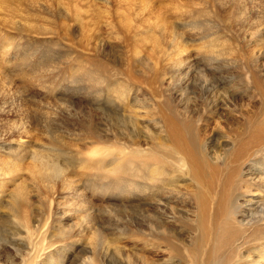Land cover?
Returning a JSON list of instances; mask_svg holds the SVG:
<instances>
[{
    "label": "rangeland",
    "instance_id": "1",
    "mask_svg": "<svg viewBox=\"0 0 264 264\" xmlns=\"http://www.w3.org/2000/svg\"><path fill=\"white\" fill-rule=\"evenodd\" d=\"M218 1L0 0V249L10 264L36 238L63 247L36 264H229L246 234L248 262L257 259L264 221L244 231L233 214L264 177V19L245 28ZM214 156L216 168L195 176L193 163ZM258 205L250 212L264 215Z\"/></svg>",
    "mask_w": 264,
    "mask_h": 264
},
{
    "label": "bare ground",
    "instance_id": "2",
    "mask_svg": "<svg viewBox=\"0 0 264 264\" xmlns=\"http://www.w3.org/2000/svg\"><path fill=\"white\" fill-rule=\"evenodd\" d=\"M218 1V0H217ZM218 7H219V9H226V8H229V14H230V11L232 12L231 13V15L232 14H234L235 15V17H236V19H237V21L239 20V22H240V24H242L243 25V27H245V28H247V26H248V28H250V29H253V28H251V26H249V25H247V26H244L245 24H250V22L253 20L254 22H256V20H258V18L259 19H264V0H237V1H235V3L233 2V0H226V2L224 1L223 3L221 2V4H220V1H218V5H217ZM232 6V7H231ZM233 15V16H234ZM252 18V19H251ZM261 23L260 21H257V23ZM264 22V21H263ZM252 23V22H251ZM239 24V23H238ZM263 24V23H262ZM261 24V25H262ZM260 25V24H259ZM261 25H260V27H261ZM263 27H261V29H262ZM254 30H255V28H254ZM257 30H259V29H256V31ZM261 55V54H260ZM259 83V86H260V83H262V82H258ZM263 85V84H262ZM261 85V86H262ZM187 120V119H186ZM185 120V121H186ZM189 121V120H188ZM188 123V122H187ZM187 123H185V124H187ZM184 124V123H183ZM184 124V125H185ZM189 124V123H188ZM190 125V124H189ZM178 126V125H177ZM176 126V127H177ZM186 126V125H185ZM173 127V128H172ZM171 128V132H173V134H172V138H173V140L175 141V143H177V144H179V148H180V151H182L181 153H183V156H184V158L185 157H187V162H189L190 160H192V158H193V154H192V152L191 151H189L188 149H187V147H184L182 144L184 143L183 141H182V139H184L185 138V134H184V136H183V132L181 133V131H179L178 129H175L174 128V126H172ZM170 129V128H169ZM179 129H183V128H181V126H179ZM185 133V132H184ZM194 141V140H193ZM4 144V143H3ZM1 145L0 146V149L2 150L5 146V144L4 145ZM181 145V146H180ZM184 145H185V143H184ZM5 149V148H4ZM193 149V148H192ZM3 151V150H2ZM197 157V156H196ZM201 157V156H200ZM209 157V156H208ZM188 158H190V159H188ZM195 158V157H194ZM210 159V162L208 163L204 158H200V160L199 161H195V163H193V162H191V163H193V168H192V170L194 169L195 171H194V173L196 172V175L195 176H197L198 174L197 173H199V175H200V173L203 171V174H204V171H206L207 172V170L208 169H210L211 171H213L214 170V165H215V161H216V157L214 156V157H210L209 158ZM34 161H38V162H42V158L40 157V156H37V157H35L34 159H33ZM196 160H198V158L196 159ZM264 160V159H263ZM179 162H181V161H179ZM184 162V161H183ZM211 162H213V163H211ZM47 163H50V162H47ZM186 163V162H185ZM184 163V164H185ZM190 163V162H189ZM179 165V164H178ZM182 165L183 164H181V167H182ZM187 165H189V164H187ZM180 167V166H179ZM179 167H177V168H179ZM187 167V166H186ZM190 168H191V166H189ZM216 168V167H215ZM185 169V168H184ZM180 170H182V168L180 169ZM57 171V170H56ZM259 171H261V172H263L264 171V169L263 170H259ZM180 172V171H179ZM189 172V171H188ZM2 173V172H1ZM0 173V174H1ZM183 173V172H182ZM214 173H216L215 171H214ZM229 173V172H228ZM209 175H213V174H210V173H208ZM225 174V173H224ZM2 175V174H1ZM6 176H8V174L6 175ZM121 176V175H120ZM123 176V175H122ZM121 176V177H122ZM203 176V175H202ZM213 177V176H212ZM124 178H126V176L124 177ZM199 178V177H198ZM256 178V177H255ZM166 179V178H165ZM199 179H201V178H199ZM203 179V178H202ZM253 179H254V177H253ZM252 179V180H253ZM128 180V179H127ZM204 180V179H203ZM207 181V180H206ZM2 182V181H1ZM7 182V181H6ZM204 182V181H203ZM252 182V181H251ZM5 183V182H4ZM250 183V182H249ZM248 183V184H249ZM1 184V183H0ZM4 187V186H3ZM2 187V188H3ZM264 187V177H260V178H258L257 180H255V181H253L252 182V184L251 185H249V186H246V190H245V192L244 193H242V197H246L247 196V194L249 195V194H256V196H253L252 198H248V199H246V200H243L242 202H237L236 203V212L233 214V221L239 226V228L241 229V230H244V231H246V227H248V226H252L253 225V228H254V226L256 225V224H261L262 225V223H263V221H264V215L262 214V215H260L259 216V211L258 212H256V213H251L250 211H253L254 210V206L255 207H259V205L258 204H263V206H264V203H263V201H264V195H262V191L260 192L258 189L259 188H263ZM1 188V185H0V198H1V196L3 195V189ZM238 190V189H237ZM241 191V190H240ZM157 192V191H156ZM238 192H239V190H238ZM155 193V192H154ZM159 193V192H158ZM161 193V192H160ZM193 193V192H192ZM237 193V192H236ZM194 194H196V193H194ZM216 194V193H215ZM205 195V194H204ZM192 197V196H191ZM195 197V196H194ZM212 197V196H211ZM217 197V196H216ZM238 197H240L239 195H238ZM247 198V197H246ZM211 199V198H210ZM257 200V201H256ZM196 202V201H195ZM254 203V205H251V203ZM235 203V202H234ZM239 203V204H238ZM196 204V203H195ZM251 205V206H250ZM197 206V205H196ZM195 206V207H196ZM202 206V205H201ZM165 207V206H164ZM235 207V206H234ZM172 208V207H171ZM157 210V209H156ZM196 210V209H195ZM262 210V209H261ZM158 211V210H157ZM194 211V210H193ZM197 211V210H196ZM196 211H194V212H196ZM211 211H212V209H211ZM174 213V212H173ZM187 213V215H188V213H192V212H186ZM178 214V213H177ZM160 215H161V213H160ZM176 215V214H175ZM208 215H210V214H207V216ZM211 215L212 216H210L211 218H212V220L214 219V218H218V215H220V208L219 207H216V208H214L213 207V211L211 212ZM152 216V215H151ZM156 216V215H155ZM163 216V215H162ZM177 216V215H176ZM179 216V215H178ZM184 216H186V215H184ZM158 217V216H157ZM164 217V216H163ZM179 217H181V216H179ZM194 217H196L195 216V213H194ZM210 217H208V218H210ZM156 218V217H155ZM158 218H160V216L158 217ZM168 218V217H167ZM154 219V218H153ZM183 219H185V218H183ZM159 220V219H158ZM209 220V219H208ZM158 222V221H157ZM169 222V221H168ZM193 222V221H192ZM212 222V221H211ZM190 223H191V221H190ZM194 223H195V221H194ZM209 223V222H208ZM234 223V224H235ZM161 220H160V223L158 222V224L156 223V225L155 226H153V227H155V229H153V230H155L156 232L155 233H157L158 235L160 234V233H163V231L165 230L164 228H162V224H164V223H162L161 225ZM166 224V223H165ZM192 224V223H191ZM213 225H215L214 223H212ZM208 225H211V224H208ZM164 226V225H163ZM199 226V225H198ZM202 226H204V224H202ZM259 226V225H258ZM17 227V226H16ZM26 227V226H25ZM214 227V226H213ZM256 227H257V225H256ZM2 228V227H1ZM199 228H200V226H199ZM212 228V227H211ZM264 228V227H263ZM4 229H6L5 227H4ZM26 229H27V227H26ZM162 229H164V230H162ZM196 229V228H195ZM202 229V228H201ZM1 230V229H0ZM6 230H8V228L6 229ZM13 230V229H12ZM17 230V229H16ZM167 230V229H166ZM166 230L164 231L165 233H166ZM259 231L260 230H262V229H260V227H259V229H258ZM169 231V230H168ZM204 231V230H203ZM206 231V230H205ZM210 231V230H209ZM212 231V230H211ZM211 231H210V233H211ZM248 231V230H247ZM253 231V230H252ZM256 231V230H255ZM6 232V231H5ZM10 232V230L8 231V233ZM21 232V231H20ZM154 232V231H153ZM174 232V231H173ZM200 232V231H199ZM7 233V232H6ZM29 233V232H28ZM165 233H164V236H165ZM175 233V232H174ZM177 233V232H176ZM217 233V232H216ZM1 234H3L4 235V233H0V235ZM10 234V233H9ZM16 234V233H15ZM31 234V233H30ZM179 234V233H178ZM212 234V233H211ZM218 234V233H217ZM220 234V233H219ZM12 235H14V232H13V234L11 233V236ZM22 235V234H21ZM26 235V234H25ZM29 235V234H28ZM227 235V234H226ZM247 235V234H246ZM246 235H243L241 238H239V239H237V240H235L234 241V243H237L234 247H232V248H235V255H236V257L234 258H230L231 259V261H230V263L229 264H249V262H248V259L250 258V256L249 255H245V253H247L248 252V250H247V247H249L248 245H246V244H248V242L250 241V237H248V236H246ZM258 235V234H257ZM17 236H18V234H17ZM17 236H13L14 238L15 237H17ZM162 236V235H161ZM209 236V235H208ZM234 235H231L229 238H231V237H233ZM1 237V236H0ZM4 237V236H3ZM13 237H11V242H10V244H8V245H12V247L14 246V245H16V243L17 242H19V240L18 239H16V240H14V238ZM19 237V236H18ZM17 237V238H18ZM30 237H31V235L30 236H27V238L25 239V242H28L30 245H31V243H33L34 241H36V242H34L32 245H33V248H34V251H33V248H31V250L33 251H31L30 249V252H28L27 254H25V256H23L22 254H21V252L18 250L19 248H17L16 246L14 247V251L18 254V256L19 257H16V258H20L21 257V261H20V264H31V263H33V264H36L37 263V261L39 260V259H43V258H41V256L44 254V252H45V250H48V252L47 253H45L47 256L48 255H50L51 256V254L52 253H54V251L56 252V251H58V250H60V249H62L63 247H54V245H55V243L54 244H52V243H50V242H48L45 238L43 239H35L34 241H31L30 240ZM224 237V236H223ZM259 237V236H258ZM23 238H25V237H23ZM198 237H196V239H197ZM261 238V237H260ZM8 239V238H7ZM19 239H21L20 237H19ZM175 239V238H174ZM199 239V238H198ZM14 240V241H13ZM28 240V241H27ZM193 240V239H192ZM212 240V239H211ZM259 240V239H258ZM257 240V241H258ZM6 241V240H5ZM117 241V240H116ZM8 242H9V240H8ZM103 242H106L105 240L103 241ZM119 242V241H118ZM167 242V241H166ZM165 242V243H166ZM184 242V241H183ZM192 242V241H191ZM254 242V243H253ZM253 242H251L252 244H255V242L256 241H253ZM107 243H108V241H107ZM195 243H197V242H195ZM199 243V242H198ZM14 244V245H13ZM106 244V243H105ZM186 244V243H185ZM218 244V243H217ZM225 244V242H222L221 243V245H224ZM250 244V243H249ZM73 245V244H72ZM107 245V244H106ZM114 245H116V244H114ZM167 245V244H166ZM255 245H257V243L255 244ZM56 246V245H55ZM61 246V245H60ZM105 246V245H104ZM172 246V245H171ZM191 246V245H190ZM214 246V245H213ZM217 246V245H216ZM228 246V245H227ZM250 246H252V245H250ZM261 249L256 253V256H258V257H256L257 259H255V260H252L253 262H251V264H264V238H261L260 239V244L258 245ZM31 247V246H30ZM53 247H54V249H53ZM224 247H225V245H224ZM11 248V247H10ZM107 248V247H106ZM113 248V247H112ZM188 248H190L191 249V247H188ZM220 248L222 249V246H220ZM253 248V247H252ZM3 248H1L0 249V260L2 261V260H5L6 261V263L5 264H10V262H9V255H7L8 253H6L4 250H2ZM164 249V248H163ZM173 249V248H172ZM106 250V249H105ZM117 251L119 250L118 249V247H117V249H116ZM184 250H186V249H184ZM219 250V249H218ZM242 250H245V251H242ZM85 251V250H84ZM189 251V250H188ZM222 251H224V249L223 250H221L220 252H222ZM22 252H24V251H22ZM170 252H171V250H170ZM187 252V251H186ZM190 252V251H189ZM188 252V253H189ZM207 252V251H206ZM57 253H59V252H57ZM56 253V254H57ZM173 253V252H172ZM191 253V252H190ZM190 253H189V256H190ZM203 253V252H202ZM208 253V252H207ZM186 254V253H185ZM209 254V253H208ZM220 254H222V253H220ZM227 254H229V250H228V252L226 253V255ZM193 255H194V253H193ZM219 255V253L217 254V256ZM225 255V256H226ZM55 256V255H54ZM205 256V255H204ZM209 256V255H208ZM220 256V255H219ZM224 256V257H225ZM228 256H230V255H228ZM10 257H11V255H10ZM185 257V256H184ZM191 257V256H190ZM193 257V256H192ZM196 257V256H195ZM214 257V256H213ZM220 257H222V255L220 256ZM51 258V257H50ZM168 258V257H167ZM186 258V257H185ZM187 258H188V256H187ZM186 258V259H187ZM202 258V257H201ZM219 258V257H218ZM228 258V257H227ZM226 258V259H227ZM253 258V257H252ZM255 258V257H254ZM15 259V258H14ZM45 259H46V257H45ZM44 259V260H45ZM172 259V258H171ZM190 258H188V260H189ZM204 259V258H203ZM207 259V258H206ZM215 259V258H214ZM224 259V258H223ZM43 260V261H44ZM169 260V259H168ZM184 260V259H183ZM228 260H229V258H228ZM12 261H13V259H12ZM15 261H16V259H15ZM196 261V260H195ZM39 262H41V261H39ZM60 262V261H59ZM171 262H173V261H171ZM211 262H212V260H211ZM43 263V262H42ZM45 263V262H44ZM84 263V262H83ZM215 263V262H214ZM17 264V263H16ZM60 264V263H59ZM104 264V263H103ZM159 264V263H158ZM191 264H193V263H191ZM212 264V263H211ZM227 264V263H226Z\"/></svg>",
    "mask_w": 264,
    "mask_h": 264
}]
</instances>
